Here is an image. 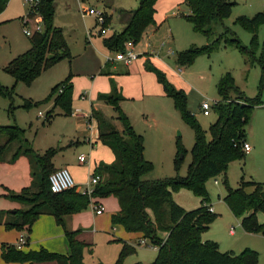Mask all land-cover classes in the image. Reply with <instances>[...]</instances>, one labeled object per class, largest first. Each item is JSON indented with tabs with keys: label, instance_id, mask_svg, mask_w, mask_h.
Returning a JSON list of instances; mask_svg holds the SVG:
<instances>
[{
	"label": "trees",
	"instance_id": "trees-1",
	"mask_svg": "<svg viewBox=\"0 0 264 264\" xmlns=\"http://www.w3.org/2000/svg\"><path fill=\"white\" fill-rule=\"evenodd\" d=\"M10 0H0V13ZM158 0H139L133 10L120 9V17L126 19L124 28L115 31L111 36L103 38L104 45L111 51L119 53L125 50V44L131 41L137 45L150 26L156 25L154 15ZM189 9L184 18L192 24L196 33L204 35L208 43L202 46L192 45L176 52L175 63L179 66H192L200 55L210 56L222 47H233L245 58V62L261 66L264 76V53L257 59L259 28L264 24V9L251 17L239 16L236 23L243 26L251 34V42L246 46L229 29L216 34L211 27L212 21L228 18L232 12L233 2L229 0H184ZM56 13L55 0H38L29 7L28 12L20 18L25 27H29L28 35L31 47L24 53L9 61L3 70L11 75L15 82L30 85L44 71L63 59L71 61L69 47L61 28L54 25ZM105 26L110 24L112 16L106 12ZM42 24V25H41ZM43 26L42 29H37ZM227 32L231 35L228 36ZM111 61H108V64ZM145 69L155 74L165 94L173 100L181 118L193 129L194 144L191 148L192 161L186 176L153 179L144 175L154 169L153 163L144 156V137L138 133L127 114L121 109L120 102L125 98L119 91L115 81L111 79V91L100 93L98 100L111 106L116 112L115 118H107L100 110L92 109L91 116L97 121L98 140L108 146L115 155L112 163L101 162L94 169L100 176L92 193L94 204L98 200L114 196L119 203V211L111 216L113 227H122L126 232L141 234L142 240H148L150 246L156 248L155 260L150 264H259V253L245 248L239 253L221 251L218 242L203 240L202 235L219 216L211 211L210 199L205 183L221 173L234 160L244 159L243 144L246 142V126L250 123L254 109L262 104L260 93L256 97H248L235 83L230 72L224 74L218 84L220 99L212 105L216 120L210 124L207 138L196 116L188 110L186 92L177 88L166 73L157 68L149 59L144 63ZM100 74H109L102 70ZM14 88L0 83V95L12 99ZM53 103L47 113L46 120L55 116L54 109L59 108L62 115L73 114V83L71 72L51 88L44 103ZM24 100L23 108L32 105ZM113 119L120 122L118 130ZM0 135L6 140L0 144V161L15 141H21L25 130L18 125H0ZM185 149L177 143L175 170L178 171ZM58 150L50 147L42 154H33L29 143L20 145L8 162H14L19 156H32L38 165L37 181L19 192L8 191L7 199L16 201L24 208L14 211H0V225L6 229H16L30 234L35 221L42 214L51 215L56 223L64 228L68 242V253L61 254L43 247L38 250H20L15 244H1V258L6 263H41L56 261L58 264H85L84 250L93 252L89 244L77 239L81 230L70 231L65 226V216L85 211L91 205L88 195L80 193L76 188L61 193L50 189L49 175L56 170L54 157ZM5 161V160H4ZM31 161V160H30ZM226 203L236 218H241V226L246 232L264 236V221H258L257 214H264V183L254 180L240 179L239 185L232 188L224 178ZM248 188H252L248 191ZM188 189L200 197L199 207L186 210L173 197L175 192ZM164 233L165 237H161ZM29 238V237H28ZM27 238V239H28ZM116 261L112 264H123L127 256L136 253V245L123 240ZM139 245V243H138ZM29 246V243H28ZM99 264H104L100 262ZM134 264H142L140 262Z\"/></svg>",
	"mask_w": 264,
	"mask_h": 264
},
{
	"label": "rangeland",
	"instance_id": "rangeland-1",
	"mask_svg": "<svg viewBox=\"0 0 264 264\" xmlns=\"http://www.w3.org/2000/svg\"><path fill=\"white\" fill-rule=\"evenodd\" d=\"M229 1L233 2L230 16L222 21L218 19L213 20L211 27L215 30L216 34L229 29L234 32L243 44L249 46L251 34L235 21L239 16L244 15L251 17L257 12L262 11L264 9V0ZM101 2H106L110 6L113 4V17L117 19L120 9L133 10L137 8L139 0H56L57 15L56 19H54V25L67 28L65 38H67L66 41L69 47L71 61L69 62L67 59L61 60L44 71L30 85H27L22 82L16 83L15 79L2 68L5 60L9 62L31 47L29 38L24 33L25 27L23 21L18 19V17L28 12L29 5L24 0H13L6 15L14 20L0 23V83L7 87L15 86V88L12 99L0 95V125L16 124L25 130V136L21 141H15L9 145L4 155L5 161H2L8 162L17 148L20 145H24L26 142H28L32 148L33 154H42L50 147L56 148L58 152L53 162L56 165H58V162L63 160V158H65L66 161H70L79 152H87V144H82L78 149H76L77 146L69 144L74 138H80V129L77 127L75 118L59 114L61 110L55 108V116H53L50 121H47L46 115L53 108V103L51 101L44 103V101L49 95L51 88L64 80L69 72L72 74V81L74 78H78L79 81L83 83L84 75L81 72L83 70H90L89 68L93 66L92 59H94L93 57L95 56L92 52L89 53L92 48L97 58L104 60L107 50H105L102 44L103 38L109 37L118 30L116 26L118 22L114 20L111 26L108 24L110 29L103 35L98 32L100 29L99 25H95L92 29L93 36H90L91 38L89 37L90 40L92 39L93 47L91 46L87 48V50H84V47L87 46L86 36L88 35V27L91 25L93 20L92 17L94 16L82 15V10L85 8L92 6L100 8ZM66 7H69L70 12L66 10ZM188 11L189 9H187L184 4H181V6L176 9L175 14H170L163 24L161 29L162 36H166L164 29L168 26L170 28L171 26L170 30L173 37V39H169L168 41L165 40L166 43L163 47L164 51L169 52V50H172V52L176 54V52H181L192 45L202 46L208 43V39L204 35L196 33L193 30L192 24L184 18V15L188 14ZM42 28L43 26H41V29ZM227 35L230 36L231 33L227 32ZM158 40L160 39L158 38ZM145 41L146 39H144L142 43H139L136 46L137 49L142 48ZM263 53L264 24L259 28L258 46L256 47L255 53L257 59H259ZM175 54H168V56L164 58V61L168 65L171 76L176 79L177 83L183 85L181 89L187 94L188 110L196 116L203 129L206 130L208 139H210L208 129L210 124L216 120V115L212 112L210 116H204L200 106L204 101H208L211 105H214V103L220 99L217 92V84L224 74L230 72L235 80L236 86L243 91L246 96L253 98L260 93L262 104L254 109L251 121L245 128L247 142L253 147L252 153L245 154L244 159L230 162L223 173L209 179L205 183L210 204H213L219 215L214 221L213 228L210 232L214 231L216 232V236L229 241L230 237L228 236V231L226 232L225 229L228 230L230 225H232L237 231L238 223L223 201V197L226 195L224 178H227L228 184L232 188H236L239 185L241 178L264 183V76L262 69L258 63H254L253 65L246 63L244 56L233 47H222L210 56L200 55L193 65L188 67L177 65L175 63ZM179 68L183 70L180 77L176 76V73L180 75L178 73ZM86 96V99L81 100H78L77 97L74 98L72 103L73 113H75V109L79 112L78 114L82 115H87L90 112V94L87 92ZM24 100H30L32 103H38V105L33 104L29 108H23L22 105ZM165 100L167 101L161 105L162 109L166 111L169 109L171 112L173 111V113L175 111V116L171 114L169 122L177 123V127L174 131L176 151L173 158L161 156L152 157L154 162H151L153 163L154 169L149 174L144 175V179H148V177L152 175L155 176L153 179L174 177L176 175L186 176L188 166L192 161L191 148L194 144L193 129L181 118L180 113L174 106L173 100L169 97H166ZM123 104L124 108L132 114L133 121L139 132H146L147 135L154 133L152 121H146V118H148V120L152 119L151 113L147 110L148 107L145 106L148 102H134L126 99ZM104 111L107 116H116L114 109L107 104ZM39 112H42V116H39ZM114 120L115 119H113V121ZM141 122L143 126L140 125ZM116 124L120 129L122 128L119 121H116ZM5 140L6 137L0 135V144H3ZM177 143L181 144L185 149L178 171L175 170L174 166ZM74 149L77 150V153L73 152ZM21 156L26 157L29 161V186H31L34 182V178L36 181L38 179L39 167L35 159L32 158L33 155ZM21 156L17 159H24ZM215 181L218 183L216 184ZM175 196L178 202L183 205L177 203L186 210L195 209L201 204L200 197L196 196L188 189H181L175 192ZM1 197L7 199L5 195H1ZM7 201L12 200L8 199ZM13 202L18 203L16 201ZM20 205L23 206V208L26 207V205ZM88 209H90V207ZM10 210L14 211L13 209ZM259 217L261 218L263 215L260 213ZM118 229L123 231L120 227ZM116 230H112L110 234H95L94 239H92L93 244H89L93 252H90V250H88L89 248L85 249V264H99L100 262L112 264L116 261L122 247V244L118 242V240H120L119 238H122V234H120V232L118 233ZM0 231L4 233L8 231L14 232L12 230L6 231L3 226L0 227ZM123 233L126 232L123 231ZM132 242L134 243L133 245H136L137 251L127 256L123 264H134L137 262L150 264L155 260L157 254L156 250H154V247L150 246L148 240H146V244L148 245H138L139 241L137 240L136 242ZM1 263L6 264L0 257V264Z\"/></svg>",
	"mask_w": 264,
	"mask_h": 264
},
{
	"label": "crops",
	"instance_id": "crops-1",
	"mask_svg": "<svg viewBox=\"0 0 264 264\" xmlns=\"http://www.w3.org/2000/svg\"><path fill=\"white\" fill-rule=\"evenodd\" d=\"M85 1V0H83ZM184 0H158L156 3V13L154 15L156 25L150 26L146 32L143 34L142 40L139 43H142L144 39V46L142 48L137 49V45L134 46L135 51L139 54V57L129 65H125L122 61L115 59V52L109 50L104 43L102 42L105 50H107V54L103 59L97 58L94 49L92 48L89 53H93L95 57L92 59V65L90 70H83V83L79 81L78 78H74L72 83L74 84L73 89V100L77 97L78 100L86 99V93L90 94L89 99L91 102V110L87 115L78 114L77 109H75V113L71 116L75 118L77 127L80 129V138H74L70 141V145L77 146L78 149L82 144L88 145L87 152H79L74 156V158L70 161H66L65 158L58 162V165L55 163V168L67 167L71 172L76 184L79 187H82L89 179L90 175L94 173V169L98 166L99 163L104 162L106 164H110L114 161L115 155L112 150L103 145L99 140V132L97 121L91 116L92 109L100 110L107 118H115V116L109 115L107 116L104 109L106 108V104L98 100V95L100 93H109L111 91V79H113L125 98L120 102L121 109L127 114L129 117L134 129L143 134L144 137V156L147 160L154 162V156L161 157H172L176 151L175 149V139H174V131L177 127V123H170L169 118L171 114L175 116V111L171 112L162 109V104H164L168 97L162 85L157 81V78L154 73L149 72L145 69L144 63L147 59H149L157 68L164 71L168 77V79L177 87L183 88V85L177 83L176 79H174L168 68V65L164 61L169 54L168 51H164L161 46L162 43H166L169 39H173L172 32L168 27L164 29L166 36H162L161 29L165 21L168 19V16L171 14H175L177 8L183 4ZM13 0H10L3 12L0 13V23L14 20L11 17H8L6 14L12 4ZM56 13L55 19L57 15V3L55 0ZM113 4L110 6L106 2H101V7L104 12L111 15V24H113L114 20H117V31H121L126 23V19H122L120 15H117V19L113 17ZM186 7V6H185ZM187 8V7H186ZM66 10L70 12L69 7H66ZM116 11V10H115ZM117 12V11H116ZM188 13V12H187ZM24 16V15H23ZM21 16V17H23ZM88 16V15H85ZM21 17H18L20 19ZM92 23L88 27V31L92 30L96 25V20L92 17ZM115 26V25H114ZM63 30L64 35L66 36V27L56 26ZM110 28H108L109 30ZM116 29V28H115ZM93 36V34L91 35ZM111 36V35H110ZM28 37V36H27ZM90 36H86L87 46L84 47V50L90 48L92 45V39L90 40ZM29 38V37H28ZM158 38L160 40H158ZM67 39V38H66ZM30 43V41H29ZM159 43V45H158ZM88 54V53H87ZM142 55V56H141ZM108 61H111L108 64ZM8 60L3 62L2 68ZM105 70L109 74H100V71ZM175 72V71H174ZM183 72V71H182ZM176 73V76H181ZM129 101H144L148 102L147 110L151 113L152 119L146 121H152L153 123V132L152 134L147 135L146 132H139L136 128V125L133 121L132 114L124 108L123 102L125 100ZM212 114V113H211ZM210 114V115H211ZM143 115V114H142ZM209 115V116H210ZM208 117V116H207ZM166 120V122H165ZM117 120H114L113 123L117 127L118 130H121L116 124ZM143 122V121H142ZM142 122L140 123L143 126ZM145 123V122H144ZM247 141V139H246ZM252 146V145H251ZM101 148V149H99ZM74 149V153H77V150ZM253 147L251 151L248 153H252ZM81 154H85L87 156V162L81 163L78 159V156ZM24 159H16L13 163H8L4 161H0V211H12L10 209H20L23 208L18 203L13 201H7L8 199L2 198L1 195H6L8 191H16L19 192L22 188L29 186L30 182V166L29 161L26 157L21 156ZM155 177L154 175L150 176V178ZM251 180V179H250ZM252 188H248V191H251ZM7 191V192H6ZM174 198L176 202L178 199L175 196ZM99 203L104 207V211L101 214H97L93 207L90 205V209L85 211L74 213L72 215L65 216V226L66 229L70 231L81 230L77 239L86 244H93L92 239H94L95 234L97 233H107L110 234L112 230H116L118 233L122 234V238L120 240L126 241L129 244H134L132 241L136 242L142 240L141 234L138 233H130L126 232L122 227L123 231L118 229L119 227H113L111 224V216L117 213L120 209L118 200L114 196H109L107 198H103L98 200ZM179 203V202H178ZM180 204V203H179ZM183 205V204H180ZM211 211L216 213V209L213 204L209 203ZM228 207V206H227ZM230 210V209H229ZM232 213V212H231ZM261 213V212H260ZM260 213L257 214L258 221H264L263 217H259ZM107 214V215H105ZM233 215V214H232ZM233 217L238 223V230L230 225L228 230L229 241L227 239H221L216 236V232L210 230L213 228L214 222L211 224L210 228L202 235V239L205 240H213L217 241L221 251H233L235 253L241 252L245 248H251L256 250L259 253V264H264V236L261 234L250 233L244 231L241 226V218ZM229 223V222H228ZM227 223V224H228ZM3 226V225H2ZM0 226V227H2ZM4 229H6L3 226ZM233 228V229H232ZM241 228V229H240ZM7 230L11 231L6 232ZM6 233L0 231V257H1V244L9 243L16 244L21 235L26 236L27 244L21 250H38L43 247L49 251L57 252L61 254L68 253V242L65 236L64 228L59 226L55 218L51 215L42 214L35 221L32 226L31 233L27 235L24 231H17L16 229H6ZM161 237H165L164 233H160ZM146 241V240H145ZM29 243V246H28ZM120 243V242H119ZM121 244V243H120ZM28 247V248H27ZM156 250V248H154ZM84 250V258H85ZM157 253V250H156ZM2 259V258H1ZM85 263V261H84ZM3 264V263H1ZM6 264H30V263H6ZM33 264H58L56 261H48L41 263H33Z\"/></svg>",
	"mask_w": 264,
	"mask_h": 264
},
{
	"label": "built area",
	"instance_id": "built-area-1",
	"mask_svg": "<svg viewBox=\"0 0 264 264\" xmlns=\"http://www.w3.org/2000/svg\"><path fill=\"white\" fill-rule=\"evenodd\" d=\"M24 1L29 5V7H31L35 5L38 0H24ZM82 15L94 16L96 20V25H99L100 27V29L98 30L99 34L103 35L107 33L109 27L105 26L106 16L102 9L97 8L96 6L85 8L84 10H82ZM37 29L40 30L41 27L38 26ZM24 33L27 36L30 35L31 31L29 27H25ZM87 34L91 36L93 34V30L88 31ZM164 45H165L164 43L161 44L162 47ZM134 46L135 45L131 41L127 42L125 44V50L120 51L119 53H115L116 54L115 59L122 61L125 65H129L132 62H134L139 57V54L135 51ZM169 54L174 55L175 53L172 52V50H169ZM182 71L183 70L181 68L178 69L179 74L182 73ZM200 107L202 114L204 116H209L212 113V105L208 101H204ZM39 116H42V112H39ZM251 148L252 146L247 141L244 142L243 150L245 151L246 154H248L251 151ZM78 159L81 163L87 162V156L85 154L79 155ZM100 179L101 178L99 175L92 173L88 181L82 187H79L76 184L71 172L67 167L57 168L56 170L51 172L48 178L50 189L54 193H61L69 189L76 188L80 193L88 195L91 199V206L93 207V209L97 214H101L104 211V207L99 202L98 204H94V201L96 200L95 198H93L92 193L94 191L96 184L100 181ZM215 183L217 184L218 182L215 181ZM26 244H27V239L24 234L20 236L18 242L15 245L17 249L21 250L23 247L26 246ZM140 245H148V244H146L145 240H141Z\"/></svg>",
	"mask_w": 264,
	"mask_h": 264
}]
</instances>
